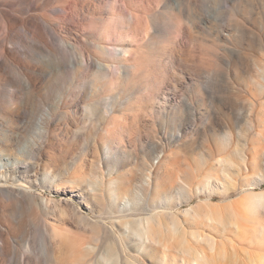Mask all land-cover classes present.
I'll return each mask as SVG.
<instances>
[{"label":"rangeland","instance_id":"1","mask_svg":"<svg viewBox=\"0 0 264 264\" xmlns=\"http://www.w3.org/2000/svg\"><path fill=\"white\" fill-rule=\"evenodd\" d=\"M119 3L122 7L114 0L43 2L41 12L74 4L89 18L83 29L54 14L55 45L62 46L66 37L91 57L111 63L95 46L100 41L88 33V25L97 17L93 26L108 30L109 21L119 16L121 39L111 43L126 51L118 49L120 73H112L114 85L102 91L94 85V65L73 68L70 61L56 59L62 67L43 73L34 92L37 111L54 105L45 131L2 119L18 112V100L0 105V139L5 140L0 154L15 156L17 148L29 144L34 151L24 154L23 166L36 162L39 167V200L62 204L18 205L27 221L12 238V255L0 256V264H68L70 256L47 223L82 244L77 254L83 264L103 261L113 244L123 250V240L140 264H192L199 253L205 256L199 264H264V205L254 201V194L264 191V0ZM125 4L139 21L128 22ZM0 26L1 32V19ZM34 49L36 63L44 66L45 53ZM98 101L113 107L106 119L86 112ZM36 118L33 114L32 121ZM109 123L119 128L114 137L108 135ZM75 176L86 194L66 182ZM126 200L132 209L118 211L122 221L113 230L110 208L119 210ZM147 214L157 216L152 242L140 253L134 230L144 224L134 219Z\"/></svg>","mask_w":264,"mask_h":264},{"label":"bare ground","instance_id":"2","mask_svg":"<svg viewBox=\"0 0 264 264\" xmlns=\"http://www.w3.org/2000/svg\"><path fill=\"white\" fill-rule=\"evenodd\" d=\"M44 1L47 0H0V19L4 22V28L0 32V105L5 102L13 103L18 100V104L15 105L14 108V110H18V112L12 115L10 114V116L2 117V119L14 123H30V125H34V127L41 132L45 131V127L49 124L54 114V105H48L47 107L41 106L38 111L34 108V106L38 105V98L34 95V92L38 85V79L43 73H48L49 71L53 72V70L61 68L62 65L60 63L62 61H70L71 67L73 68H83L92 64L98 69L94 85H96L98 91H102L106 85H114L115 78L113 79L109 76L112 73H120V66L115 64L116 59L121 55L118 49L121 48L122 51H126L125 46L111 43L112 40L121 39V32L119 31L121 17L119 16L113 17L109 21L107 26L108 30L100 26H93V24L96 25L95 22H98L100 19L97 17L88 25V33L94 34L100 41L99 43H95V46L102 54L108 55L111 58V63H105L99 57H91L87 54L86 50L79 49L77 45L69 42L66 37H62V46L55 45L54 40L59 38L53 31L57 22L55 17L56 14H58V18L64 23L83 29L85 24L89 21V18L81 14L74 4L70 6H61V11H56L55 8L50 7L44 12H41L40 9L43 8ZM114 2L117 3L119 7H122L119 0H114ZM125 7L128 14H130L128 22L134 23L139 21L137 13L127 8L126 4ZM0 27L2 28V26ZM20 32H22L23 35L26 34L27 38L32 42L31 45L27 44V41ZM35 47H39L43 55L45 53L47 57L44 66L38 65L34 59L37 55V50L35 52L34 49ZM59 52L62 56L61 59L57 57ZM75 54H77V56H74ZM72 55L73 57L68 59ZM56 59L62 61L57 63ZM65 64L63 63V67ZM58 100L61 102L62 96H60ZM86 112L99 114L102 119H106L112 114L113 107H107L106 105V108H104V104L98 101L95 103L94 107L86 109ZM33 114L37 115L36 121H32ZM107 129L109 132L108 135L114 137L117 135L116 132L119 128L117 125L109 123ZM11 132L14 133L15 131L11 130ZM4 142L5 140L0 139V143ZM33 151L34 149L31 148L29 144L25 143L17 148L15 156L10 157L5 154H0V256L9 257L12 255V238L25 227L27 220L23 215L20 216L21 214L17 210L18 205H22L25 201H39L40 203H44L47 209H49L50 204H55V207L59 206L62 208L61 200H54L51 198L45 199L44 202L39 200V198L42 197L38 193L39 186L42 185V181L40 182V179L37 177L39 167L36 162H28L30 171L27 166H23L24 163H26L23 158L24 154H33ZM47 153L52 154L50 151ZM31 171H33V173L29 174ZM259 174L260 171L256 173V175ZM34 175H36L35 179L32 178ZM66 182L78 185L81 189L80 195L86 194L82 186L83 180H81L79 176L69 178ZM92 183L95 184V182L90 181L89 185H92ZM62 186L63 185H59L56 187V190L62 188ZM114 196L115 194H111L112 198ZM97 197L101 199L100 195ZM254 201L258 205H264V191L254 194ZM131 209L132 206L129 200H126L119 210L115 209L113 205L111 206L109 213L114 223L112 226L113 230H115L118 223L122 221V214H118V211L122 213ZM78 211L80 212L79 208ZM34 215L35 214L30 215V220H35L36 216ZM156 216L157 214H147V217L134 219L138 224H144L142 229L137 227L134 230L142 244L138 246L137 249L140 253L152 242L153 235H151L150 228ZM13 218L16 220L15 222H13ZM83 220L87 224H92L93 222L86 217H83ZM4 226H6L7 229H5ZM47 228L52 231L51 235L55 239L60 240L59 246L70 256L68 264H83L80 262L81 256L77 254L81 251L82 244H77L76 240L70 237L64 229H60L56 225L52 226L47 223ZM158 242L161 244L160 240H158ZM132 248L133 247H128V244L123 240V250L118 251L116 249V244H113L105 253L107 258L103 261L85 262L87 264H140L141 262L132 255ZM193 259L195 260L192 264H199L198 260H204L205 256L199 253L197 258L194 257ZM166 260L167 259H165V261Z\"/></svg>","mask_w":264,"mask_h":264}]
</instances>
